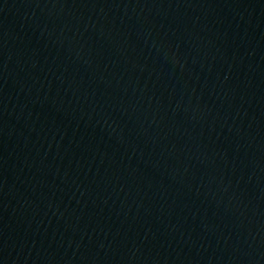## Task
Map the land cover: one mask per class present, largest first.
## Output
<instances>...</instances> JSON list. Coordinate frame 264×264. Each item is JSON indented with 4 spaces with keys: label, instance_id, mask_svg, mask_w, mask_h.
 Wrapping results in <instances>:
<instances>
[{
    "label": "water",
    "instance_id": "95a60500",
    "mask_svg": "<svg viewBox=\"0 0 264 264\" xmlns=\"http://www.w3.org/2000/svg\"><path fill=\"white\" fill-rule=\"evenodd\" d=\"M0 264H264V0H0Z\"/></svg>",
    "mask_w": 264,
    "mask_h": 264
}]
</instances>
